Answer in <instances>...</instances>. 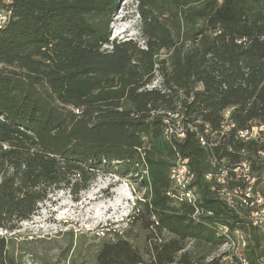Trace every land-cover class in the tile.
I'll list each match as a JSON object with an SVG mask.
<instances>
[{"label": "trees", "instance_id": "16d2710c", "mask_svg": "<svg viewBox=\"0 0 264 264\" xmlns=\"http://www.w3.org/2000/svg\"><path fill=\"white\" fill-rule=\"evenodd\" d=\"M3 1L13 14L0 28V227L18 228L53 189L78 195L116 170L140 181L131 217L146 244L105 241L96 264L202 261L223 244L221 223L248 232L245 253L257 264L264 229L231 210L206 175L213 159L264 166V143L220 132L227 112L236 128L264 123V0H136L145 45L111 39L120 0ZM156 74L160 86L148 88ZM168 125L184 137H167ZM179 158L195 174L196 216L171 195ZM12 240L0 234V264H22Z\"/></svg>", "mask_w": 264, "mask_h": 264}, {"label": "rangeland", "instance_id": "374dc122", "mask_svg": "<svg viewBox=\"0 0 264 264\" xmlns=\"http://www.w3.org/2000/svg\"><path fill=\"white\" fill-rule=\"evenodd\" d=\"M139 19L136 0H120L111 18V39L130 38L145 45ZM160 83L156 74L148 88ZM139 182L116 170L101 171L78 195L68 188L53 189L29 219L13 231L0 227V234L12 236L22 264H96L102 244L117 237L142 249L146 232L131 217L143 194Z\"/></svg>", "mask_w": 264, "mask_h": 264}, {"label": "built area", "instance_id": "2783aa9c", "mask_svg": "<svg viewBox=\"0 0 264 264\" xmlns=\"http://www.w3.org/2000/svg\"><path fill=\"white\" fill-rule=\"evenodd\" d=\"M3 2L9 3V0ZM12 14L11 9L0 6V28L6 26ZM233 128L235 129L233 134L237 140L264 143V123L254 122L246 128H236L227 112L220 132L225 134ZM181 129L168 125L166 136L170 137L176 133L177 137L182 138L185 133ZM201 143L206 147L213 144L205 137H201ZM257 154L264 157V150H259ZM212 163L215 170L206 175L211 183V189L247 224L264 229V166L259 167L260 162L256 157L243 158L234 162L213 159ZM170 176L174 190L171 195L178 201L191 203L195 207L194 215H199L201 213L198 206L199 194L193 186L195 174L188 164V159L179 158L171 167ZM217 230L223 238V244L218 249L220 253L213 254L202 261L190 263L177 261L170 264H252L245 253L250 243L248 232L241 228L233 229L225 223L218 224ZM257 264H264V255L257 259Z\"/></svg>", "mask_w": 264, "mask_h": 264}, {"label": "crops", "instance_id": "0c3cea01", "mask_svg": "<svg viewBox=\"0 0 264 264\" xmlns=\"http://www.w3.org/2000/svg\"><path fill=\"white\" fill-rule=\"evenodd\" d=\"M207 179V178H206ZM222 224V223H221ZM231 227V226H230ZM232 228V227H231ZM234 229V228H233Z\"/></svg>", "mask_w": 264, "mask_h": 264}, {"label": "clouds", "instance_id": "9594fccd", "mask_svg": "<svg viewBox=\"0 0 264 264\" xmlns=\"http://www.w3.org/2000/svg\"><path fill=\"white\" fill-rule=\"evenodd\" d=\"M139 22H140V19H139Z\"/></svg>", "mask_w": 264, "mask_h": 264}]
</instances>
